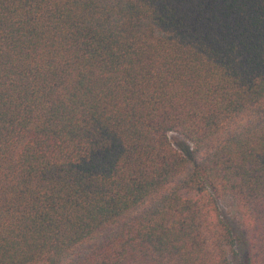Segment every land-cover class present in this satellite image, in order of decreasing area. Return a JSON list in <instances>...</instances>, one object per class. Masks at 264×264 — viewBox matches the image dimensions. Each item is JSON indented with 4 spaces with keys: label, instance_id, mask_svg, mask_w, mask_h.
I'll list each match as a JSON object with an SVG mask.
<instances>
[{
    "label": "trees",
    "instance_id": "obj_1",
    "mask_svg": "<svg viewBox=\"0 0 264 264\" xmlns=\"http://www.w3.org/2000/svg\"><path fill=\"white\" fill-rule=\"evenodd\" d=\"M221 205L264 264V0H0V264H231Z\"/></svg>",
    "mask_w": 264,
    "mask_h": 264
},
{
    "label": "rangeland",
    "instance_id": "obj_2",
    "mask_svg": "<svg viewBox=\"0 0 264 264\" xmlns=\"http://www.w3.org/2000/svg\"><path fill=\"white\" fill-rule=\"evenodd\" d=\"M170 139L175 146H179L181 143L179 137H177L174 134H170ZM221 209L224 219L229 223L234 235L237 238V245L236 248L234 249L235 253L230 255L231 264H240L242 262V259L246 251L245 245L243 243L244 237L242 236L241 229L238 223L236 222V220L230 217V215L226 212L225 208L222 205H221Z\"/></svg>",
    "mask_w": 264,
    "mask_h": 264
}]
</instances>
